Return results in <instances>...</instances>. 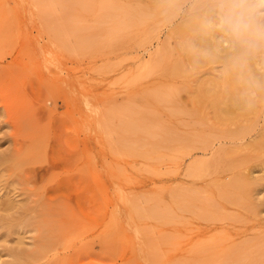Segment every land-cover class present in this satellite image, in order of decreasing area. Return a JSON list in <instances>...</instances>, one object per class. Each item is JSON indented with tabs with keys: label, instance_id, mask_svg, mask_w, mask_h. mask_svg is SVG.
<instances>
[{
	"label": "rangeland",
	"instance_id": "374dc122",
	"mask_svg": "<svg viewBox=\"0 0 264 264\" xmlns=\"http://www.w3.org/2000/svg\"><path fill=\"white\" fill-rule=\"evenodd\" d=\"M248 4L259 37L225 27L226 0H0V264H264ZM237 57L253 107L227 116L210 90Z\"/></svg>",
	"mask_w": 264,
	"mask_h": 264
},
{
	"label": "bare ground",
	"instance_id": "6f19581e",
	"mask_svg": "<svg viewBox=\"0 0 264 264\" xmlns=\"http://www.w3.org/2000/svg\"><path fill=\"white\" fill-rule=\"evenodd\" d=\"M173 1V0H168V2ZM207 3V2H206ZM199 4V3H198ZM202 5V4H199ZM198 5V6H199ZM218 5V4H217ZM203 6V5H202ZM208 6V5H207ZM223 6V5H222ZM195 7V5H194ZM193 8V7H192ZM211 8V7H210ZM196 9V7H195ZM194 9V10H195ZM191 11H193L191 9ZM193 13V12H191ZM204 13V12H203ZM201 15V12H200ZM187 16V15H186ZM204 17V16H203ZM208 17V16H207ZM186 18V17H185ZM209 18V17H208ZM184 21V20H183ZM206 23L209 22H205L204 19L202 17L199 16H190V18L187 20V22L183 23L182 25L177 27V30L179 33L181 34H186L187 37L191 38V47L192 48H196V50H192L190 53V57L195 58V56L197 55V53L202 54V52L198 49V46L200 48L201 44H204L203 41L206 40L204 39V36L202 35V29H203V25H205ZM221 23V22H220ZM223 23V22H222ZM206 27V26H204ZM208 27V26H207ZM209 28V27H208ZM216 28V27H215ZM219 31V30H218ZM215 32H210V36L212 38L216 37V33ZM247 33V32H246ZM203 40V41H202ZM209 40V39H208ZM186 41V40H185ZM207 41V40H206ZM206 43H209L208 41ZM210 45V43H209ZM209 45H207L209 47ZM251 45V44H250ZM204 46V45H203ZM205 46V49L206 47ZM241 46V45H240ZM207 47V49H208ZM211 48V47H210ZM249 48V47H248ZM246 48V49H248ZM201 49V48H200ZM204 50V49H202ZM209 50V49H208ZM242 50L243 47H242ZM249 50V49H248ZM251 50V49H250ZM211 52V50H209ZM240 51V50H239ZM252 51V50H251ZM246 52V51H245ZM244 52V53H245ZM241 53V52H240ZM199 54V55H200ZM204 54V53H203ZM212 54H214V52H212ZM206 55V52H205ZM204 55V56H205ZM208 55V54H207ZM209 56V55H208ZM215 56V55H213ZM202 58V57H201ZM209 58V57H208ZM200 60V59H199ZM203 60V59H202ZM200 60V61H202ZM246 61V59H245ZM196 62V59H195ZM248 62V61H247ZM199 63V62H198ZM231 64L237 69V71H230L227 72L226 75V83L229 85L228 87H223V88H218V89H214V90H210V92H213L212 95L214 97L215 100H221V102L223 103V107H222V113L227 114V116H229L228 114L231 113L233 111L234 108H241L245 111H248L249 109H251L253 106V100L251 99V97L247 94L246 90L247 88L250 86H244L245 84H243L242 86H237V77L239 76H246L247 75V70H249L248 66L250 65H246V63H243V60L240 57H237L235 59H232ZM247 79V78H246ZM252 79V78H251ZM257 79V77H256ZM263 79V78H262ZM258 80V79H257ZM252 81V80H251ZM260 81V79L258 80ZM254 82V81H253ZM240 83V82H239ZM246 83V82H245ZM254 85H256L254 83ZM253 85V86H254ZM248 88V89H249ZM256 92H261L264 93V80H261L259 87H252ZM206 91V90H204ZM209 92V91H208ZM250 94H252L250 92ZM259 94V93H258ZM255 95V94H254ZM257 95V93H256ZM258 96V95H257ZM258 100V99H257ZM260 101V100H259ZM264 101V100H263ZM259 105V104H258ZM226 116V115H225ZM226 116V117H227ZM241 118L243 119L242 115ZM227 120V119H226ZM239 129V128H238ZM241 130V129H240ZM264 143V136L260 137L259 139V144ZM233 185H235L237 188H240L241 185L237 180H233L231 182Z\"/></svg>",
	"mask_w": 264,
	"mask_h": 264
},
{
	"label": "clouds",
	"instance_id": "9594fccd",
	"mask_svg": "<svg viewBox=\"0 0 264 264\" xmlns=\"http://www.w3.org/2000/svg\"><path fill=\"white\" fill-rule=\"evenodd\" d=\"M222 20L225 27L234 35L240 36L250 29H254L258 37L261 35L255 10L248 4V0H226Z\"/></svg>",
	"mask_w": 264,
	"mask_h": 264
}]
</instances>
